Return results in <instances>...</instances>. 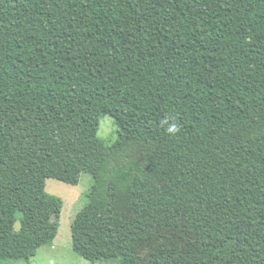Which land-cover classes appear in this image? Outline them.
Masks as SVG:
<instances>
[{
	"label": "trees",
	"instance_id": "16d2710c",
	"mask_svg": "<svg viewBox=\"0 0 264 264\" xmlns=\"http://www.w3.org/2000/svg\"><path fill=\"white\" fill-rule=\"evenodd\" d=\"M101 101L112 145L73 122ZM79 172L81 257L264 264V0H0V264L53 243L47 180Z\"/></svg>",
	"mask_w": 264,
	"mask_h": 264
},
{
	"label": "rangeland",
	"instance_id": "374dc122",
	"mask_svg": "<svg viewBox=\"0 0 264 264\" xmlns=\"http://www.w3.org/2000/svg\"><path fill=\"white\" fill-rule=\"evenodd\" d=\"M73 108V107H72ZM74 112V123L86 128L93 136L112 145L118 139V126L109 115H105V103L99 102L93 108ZM65 113H71L70 110ZM93 186V178L88 173L79 172V182L69 184L56 179L47 180L48 193L59 197L63 207L53 222L58 224L59 233L51 245L41 248L31 264H118L120 254L106 243L98 246L90 257H81L73 248L72 224L77 214L88 203V194ZM20 264H25L24 262Z\"/></svg>",
	"mask_w": 264,
	"mask_h": 264
},
{
	"label": "clouds",
	"instance_id": "9594fccd",
	"mask_svg": "<svg viewBox=\"0 0 264 264\" xmlns=\"http://www.w3.org/2000/svg\"><path fill=\"white\" fill-rule=\"evenodd\" d=\"M178 131H179V128L175 124L170 125L168 128L169 133H177Z\"/></svg>",
	"mask_w": 264,
	"mask_h": 264
}]
</instances>
